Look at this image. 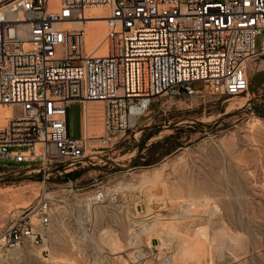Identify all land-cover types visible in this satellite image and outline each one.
<instances>
[{
	"label": "rangeland",
	"instance_id": "1",
	"mask_svg": "<svg viewBox=\"0 0 264 264\" xmlns=\"http://www.w3.org/2000/svg\"><path fill=\"white\" fill-rule=\"evenodd\" d=\"M106 32L101 23L88 28L89 48ZM260 71L264 55L250 65L251 83ZM164 104H152L140 129L112 149L89 151L94 160L54 169L45 193L27 164L0 160V229L31 214L39 234V242L2 252L0 264H264V82L249 95L207 91ZM88 107L93 138L104 116L100 103ZM84 113L81 103L68 110L74 139L85 135ZM98 191L117 197L88 201ZM46 196L52 222L42 227L33 211Z\"/></svg>",
	"mask_w": 264,
	"mask_h": 264
},
{
	"label": "built area",
	"instance_id": "2",
	"mask_svg": "<svg viewBox=\"0 0 264 264\" xmlns=\"http://www.w3.org/2000/svg\"><path fill=\"white\" fill-rule=\"evenodd\" d=\"M5 0L0 4V160L28 165L46 180L89 155L84 137L68 133L77 103L106 104V150L140 129L152 104L206 95L239 97L250 87L249 65L264 55V0ZM90 7L109 8L107 54L89 55L84 29ZM26 31V34H24ZM201 83L202 90L193 85ZM32 164V166H31ZM30 210H27V212ZM51 206L34 209L48 226ZM30 213V212H28ZM31 214L0 229V254L39 242Z\"/></svg>",
	"mask_w": 264,
	"mask_h": 264
},
{
	"label": "bare ground",
	"instance_id": "3",
	"mask_svg": "<svg viewBox=\"0 0 264 264\" xmlns=\"http://www.w3.org/2000/svg\"><path fill=\"white\" fill-rule=\"evenodd\" d=\"M4 2V0H0V4L1 3H3ZM49 6H50V11H54V12H56L58 9H60V7H61V0H58V4L57 5H55V3L52 1V0H50V4H49ZM92 8H100V9H102V10H106V11H108V13L110 12L109 11V8H107V7H90L89 9H87L86 10V12H85V14H84V18L86 19L85 20V22L83 23V24H79V23H67V24H65V27H67V28H74V27H82L83 29H84V37H85V50H86V53H88L90 56L91 55H93V56H97V57H103V56H106V54L108 53L107 52V36L104 38V39H102L101 41H100V43L99 44H97L93 49H91V48H89V46H88V44H87V37H86V35H87V29L88 28H90V27H94L95 26V23H101V24H105L106 26H107V31H108V24H107V20L105 19V18H88L87 17V12L90 10V9H92ZM24 34H26V31H25V33ZM106 34H107V32H106ZM101 51H103L104 53H102L101 54ZM252 63V62H251ZM251 63H250V65H251ZM250 65H249V69H250ZM251 85V84H250ZM249 89H250V87H249ZM249 89H248V92H247V94L246 95H249V93H250V91H249ZM251 94V93H250ZM249 97V96H248ZM250 98V97H249ZM248 98H246L245 99V102H248ZM92 102H97V103H100L101 104V107H102V113H103V116H104V130H102L101 129V134H99V136H97V137H91L92 136V132H90V130H91V128H90V125L92 124V120H93V117L91 116L92 115V110L90 111V108L88 107V105H90ZM77 103V102H76ZM82 105H84V108H85V113H84V115H83V117H84V132H85V135L83 136L84 137V140L87 142V145H88V151H91L93 148H96L97 150L98 149H100L101 148V146H106V145H104V143L103 142H106L107 143V138L109 137L108 136V132H107V116H106V110H107V107H106V104L105 103H103V102H101V101H85L84 103H81ZM74 105V104H73ZM243 105H244V102H243ZM10 115H11V109L10 108H8V107H0V126H2V125H4V121H3V119L2 118H6V117H10ZM67 117H68V115H67ZM68 120H69V117H68ZM91 123V124H90ZM92 126H93V124H92ZM127 134H125V135H121L122 136V138H124L125 136H126ZM82 138V137H81ZM94 143H95V146H93L94 145ZM102 149V148H101ZM105 149V148H104ZM98 154H93V155H91L93 158H94V156H97ZM76 167V166H75ZM54 170V169H53ZM52 170V171H53ZM52 173V172H51ZM38 175V174H37ZM51 176V175H50ZM40 177V176H39ZM50 178V177H49ZM49 178L46 180V182H44L43 180H42V177H40V179H41V182L43 183V185H44V193L46 192V187H47V183H48V180H49ZM96 197V198H95ZM95 197H92V198H90V199H88V201H90V202H92L93 200H95V199H97V197H98V200L97 201H95L94 203H98V201H99V203L100 202H104V201H109V200H113V198H116L117 196H116V192H113V191H110V192H103V191H98L97 193H96V195H95ZM42 200H46V201H48L49 199H48V197L46 196V197H44V199H42ZM42 200H40V202L42 201ZM39 202V203H40ZM49 202V201H48ZM38 203V204H39ZM49 204H50V202H49ZM51 210H52V207H51ZM16 213V212H15ZM19 213V212H18ZM50 213H51V211H50ZM51 222H52V219L50 218V222H49V224H48V226L51 224ZM38 225L39 226H42L39 222H38ZM34 226V225H33ZM48 226H45V225H43L42 227H48ZM34 230H35V228H34ZM36 231V230H35ZM163 234V233H162ZM159 244V243H158ZM162 248H164L163 246H161V245H157L156 247H155V251H157V252H160V250L162 249ZM15 250H17V249H15ZM15 250H12V251H15ZM12 251H10V252H12ZM162 252V251H161Z\"/></svg>",
	"mask_w": 264,
	"mask_h": 264
},
{
	"label": "water",
	"instance_id": "4",
	"mask_svg": "<svg viewBox=\"0 0 264 264\" xmlns=\"http://www.w3.org/2000/svg\"><path fill=\"white\" fill-rule=\"evenodd\" d=\"M252 83L250 85V93H255L259 86L264 82V71L257 72L253 77H252Z\"/></svg>",
	"mask_w": 264,
	"mask_h": 264
}]
</instances>
